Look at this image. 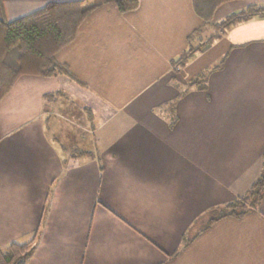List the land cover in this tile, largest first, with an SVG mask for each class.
<instances>
[{"label":"crops","instance_id":"1","mask_svg":"<svg viewBox=\"0 0 264 264\" xmlns=\"http://www.w3.org/2000/svg\"><path fill=\"white\" fill-rule=\"evenodd\" d=\"M69 1L0 0V19ZM200 24L192 0L107 4L55 54L86 88L16 80L0 100V247L36 232L26 264H264V196L208 223L264 165V16L203 33L181 65Z\"/></svg>","mask_w":264,"mask_h":264},{"label":"trees","instance_id":"2","mask_svg":"<svg viewBox=\"0 0 264 264\" xmlns=\"http://www.w3.org/2000/svg\"><path fill=\"white\" fill-rule=\"evenodd\" d=\"M234 0H192L195 14L201 21L187 37V49L177 61L184 65L187 59L200 51L202 35L207 26L215 33L207 42L215 40L230 27L257 16H264V8L251 5L245 10L228 15L214 22L216 9ZM112 4L119 13L133 11L138 0H76L49 2L42 8L13 21L0 19V100L11 90L16 80L23 75L54 77L63 76L71 83L86 88V85L71 73L68 66L59 63L55 54L70 44L86 17L94 10ZM221 64V63H220ZM205 74L198 75L188 87L204 88ZM201 85V86H199ZM264 196V165L256 181L247 193L216 210L208 223L220 218L242 217L255 210ZM36 232L27 243H10L0 247V264H26L36 248Z\"/></svg>","mask_w":264,"mask_h":264},{"label":"rangeland","instance_id":"3","mask_svg":"<svg viewBox=\"0 0 264 264\" xmlns=\"http://www.w3.org/2000/svg\"><path fill=\"white\" fill-rule=\"evenodd\" d=\"M235 5V4H234ZM233 4H227L223 5L221 7H218L213 15V21L219 22L222 21L225 17H227L229 14L232 13V9L235 7ZM214 29L212 26H207L204 31V36L210 34ZM77 120V119H75Z\"/></svg>","mask_w":264,"mask_h":264}]
</instances>
